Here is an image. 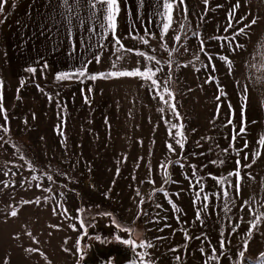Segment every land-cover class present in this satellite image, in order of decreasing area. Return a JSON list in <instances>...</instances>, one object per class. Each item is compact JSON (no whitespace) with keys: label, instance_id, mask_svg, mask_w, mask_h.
Segmentation results:
<instances>
[{"label":"rangeland","instance_id":"rangeland-1","mask_svg":"<svg viewBox=\"0 0 264 264\" xmlns=\"http://www.w3.org/2000/svg\"><path fill=\"white\" fill-rule=\"evenodd\" d=\"M20 1L7 0L0 11V94L10 129H0V264H78L76 242L84 230L75 219L61 214L63 209L71 217H77V210L82 209L79 215L89 225L87 232L94 226L116 224L133 229L137 240L154 245L147 249L152 264H205L213 247L220 255L221 239L226 247L220 264H239L236 252L242 248L248 222L260 216L259 230L253 231L245 254L246 264H254V258L264 252V146L257 143L264 138V0H239L233 28L228 32L224 31L228 13L237 0H208L207 5L204 0H184V4L173 0L172 21L163 40L162 25L167 17L159 28L148 27V35L116 30L125 49H137L160 60L159 65L148 62V66L160 68L156 76L160 92L166 86L175 95L184 126L183 149L170 137L165 123L180 121L158 96L153 98L157 94L149 90L148 82L137 77L58 81V73L75 69L54 66L49 59L38 57L33 47L17 50L14 25ZM240 17L246 19L237 24ZM254 18L257 22L246 29L248 35L237 37L243 49L233 52L214 38L230 37ZM118 22L119 14L117 26ZM177 35L179 42L174 40ZM141 37L148 40L147 45ZM201 40L204 52L200 50ZM162 44H167V50ZM205 53L212 57L214 72L211 65L205 67ZM117 55L124 57L117 62L119 70L145 67L143 57L117 52L112 39L96 55L99 63L95 57L87 66L88 73L112 70ZM220 57H228L231 67ZM209 76L214 80L205 83ZM245 88L246 133L237 136L235 148H243L245 141L248 147L237 155L230 144L233 129L238 132L242 124ZM4 123L0 113V125ZM169 143L175 152L168 150ZM258 151L261 154L253 164ZM245 152L247 161L243 159ZM237 160L252 166L241 168L240 194L236 195L234 187L229 190L227 206L231 211H226L225 198L213 195L221 192L214 177H227L237 167ZM161 164L168 165L167 183ZM192 166L196 176L203 178L204 193L209 196L199 220L196 210L202 204H193L195 191L189 180ZM229 179L235 183V177ZM161 188L168 198L158 191ZM14 209L18 214L11 217ZM71 224L77 225L76 231L69 227ZM236 224L238 230L229 235ZM182 229L191 239H185ZM84 237L80 241L82 254L87 248Z\"/></svg>","mask_w":264,"mask_h":264},{"label":"snow or ice","instance_id":"snow-or-ice-1","mask_svg":"<svg viewBox=\"0 0 264 264\" xmlns=\"http://www.w3.org/2000/svg\"><path fill=\"white\" fill-rule=\"evenodd\" d=\"M7 0H0V11H3V7H4V3H6ZM65 4L68 3V0H64ZM88 3L90 5V7L93 10H98L102 20H103V24L102 27L105 30V33H111L112 35V39H113V45L116 48L117 52H132L137 56L143 57L144 61H145V67L143 68V70L139 67L134 68L132 70H119L117 68V62L122 60L124 57L123 55H117L116 56V60L113 61L112 64V70L106 71V72H101V73H88L87 71V63H85L84 65H82L80 68L75 69L71 72H62V73H58L56 76V80L58 81H62V80H71V79H76L79 80L80 82H83V80L87 79V80H91V81H95L97 79H112V78H121V77H137L140 78L146 82L149 83V90L150 91H155L156 92V96H154L153 98H158L168 107V110L171 112V114L178 120L180 121V123L177 124H173L170 121H165V123L168 126L169 129V135L170 137L175 141V143L181 148H184V141H185V137H184V133H183V122H182V118L180 117L179 112L176 109V104H175V95L172 91H170L166 86L163 88V92H160V82L159 80L156 78L157 73L160 71V68L158 67H149L148 66V62H154L155 65H159L160 64V60L156 59L155 56L152 55H148L143 51L137 50V49H125L124 45L121 43V40L118 36H116L115 32H116V18L119 14V2L118 0H88ZM180 4H184V0H179ZM205 5H207L208 0H204ZM174 7L173 4V0H164V8L166 10L165 15L167 17L166 22L162 25V33H161V39L163 40L164 35L167 33V31L169 30L171 21H172V16H171V11ZM219 7V6H218ZM240 7L239 4V0H237V3L233 6V8L229 11L228 13V24L227 27H225L224 31L228 32L229 29L233 28V19L235 17V10L237 8ZM187 12V8L185 7V13ZM246 19V17H240L238 20H236L237 24H240L243 22V20ZM256 19L254 18L250 24H245L243 27H240L239 29H237L230 37L229 36H217L214 37L217 40L221 41V46H225L227 45L231 51L235 52L237 49H243L245 46L241 43L238 42L237 37L241 36V35H245L247 36L248 33L246 32V29L250 28L252 25L256 24ZM146 35H148L147 30L145 32ZM194 35H196L194 33ZM135 38V37H133ZM141 42L145 45L148 44V40L144 39L143 37L140 38ZM181 39V37L179 35L174 37V40L179 42ZM233 44H235V47H233ZM162 47H164L167 50V44H162ZM187 50V49H185ZM200 50L202 52H204V42L203 40H201L200 43ZM154 51V50H153ZM171 55V53H170ZM205 55H208L207 53H205ZM96 62L99 63V56H97L96 58ZM220 59L226 61L229 65V67H231V61L228 59V57H220ZM212 61V57L210 55H208V65H205V67L207 68L209 65H211L212 71H215V65L211 63ZM170 66V65H169ZM45 67H47V65H45ZM29 71L34 72L35 69H29ZM214 80V77L209 76L208 79L205 80V83H212V81ZM2 84L3 82L0 81V88H2ZM21 84H23V81L21 82ZM37 87L39 88V85H37ZM89 91H91V89H89ZM247 88L244 89V95H243V100H244V104L242 105V124L241 127L239 129V131L237 132L235 130V128L233 129V137H232V144H230V148H233L236 151V154L239 155L240 152L244 151V149H246L248 147V142L245 141L243 148L240 149H236L235 148V143H236V138L237 136H243L246 133V120L243 118V110L246 107V103H247ZM221 95H225V93H223L221 91ZM167 97V99L165 98ZM217 100L220 99V96L218 95ZM49 99H51V97H49ZM2 94H0V113L4 114V120L5 123L4 125H0V129H2L4 132H8L10 129L7 127V115H6V109L3 108V104H2ZM85 101L87 102V97H85ZM219 104L217 105V114H219ZM229 109L231 110V104H229ZM159 111L161 113H164V108H160ZM228 123L231 124L232 120L229 119ZM57 129L59 130V126H57ZM173 130H175V133L173 134ZM258 145L260 146H264V138H259L257 141ZM167 148L170 152H175V148H173V145L171 143L167 144ZM225 152L228 151V149L224 150ZM261 153L258 151L254 154V158L252 160V163H255V157L259 156ZM243 159L245 161L248 160V153L245 152L244 153V157ZM172 162L169 161L168 165H170ZM177 163H179V161H177ZM211 163H216V161H212ZM220 163H223V161H220ZM168 165L165 164H161L160 167L164 172V176H165V182H168V172H167V167ZM236 165L237 167L230 173H228L227 177H214V179L217 180L218 185L221 188V192L219 193H214L213 195L216 196H220L222 195L225 198V210L226 211H231L230 208H228V204L230 203V200L228 199L229 197V190L232 189L233 187L235 188V193L237 196H239L240 194V187H241V181L243 180V176L241 175V168H250L252 166V164H244L241 165L240 160L236 161ZM181 167H183V165H180ZM193 168V173H192V178H189L186 176V178H189L190 180V187H192L195 191V199L193 200V204L194 206L197 203L202 204V208H197L196 210V218L197 220L200 219L201 217V211L202 210H206L208 207V201H209V196L207 194L204 193V188H203V178L202 177H197L196 176V168L195 166H192ZM117 174H119V169H117ZM249 176L251 175L250 173L248 174ZM229 177H235V183L233 184V181L229 179ZM33 179H36V177H32ZM48 180H52L51 176H48ZM151 183H154V181H150ZM9 185L5 184L4 187H8ZM37 187H39V185H37ZM47 191H51V189H46ZM158 191L162 192L164 194V196L166 198H168V193L164 191L163 188L159 189ZM139 194V193H138ZM177 196L179 195V193L176 194ZM39 201L37 200V203ZM24 204H28V203H32V201H23ZM141 203H143V201H141ZM169 203L172 204V207L174 210L176 209L175 204L171 201V199H169ZM245 204H247V201L245 202ZM157 207H160L159 205H157ZM243 209V205L241 206V210ZM56 209H53L54 214L56 213ZM78 215L77 217H71L68 216L67 214V209H63L61 214H64L67 216V218L69 219H75L78 224L79 227L81 229H83V233L81 234L80 237H78L77 242H76V251L78 254H80V259H83V254H82V250L80 248V241L83 239V236L87 235V228L89 227V225H87L85 223V221L81 218V216L79 215V213H81L83 210L82 209H78ZM251 211V209H250ZM17 210H12L9 215L11 217H16L17 216ZM103 215H111L110 213H103ZM178 222H179V218L177 217ZM242 219V218H241ZM262 217L257 216L255 220L249 221V228L247 230V232L245 233L244 237H242V248L238 249V251L236 252V256L239 259V264H246V252L248 251V245L250 240L253 237V231L259 230V225L261 222ZM113 223L116 224V221L113 220ZM117 228H119L120 230L129 233V235L133 234V229L130 228H122L120 225L116 224ZM69 227H71L74 231L77 230V225L76 224H71L69 225ZM239 228V224H236L232 227L231 232L229 233V235H232L233 233H235ZM162 230V229H161ZM184 231V235H185V239L189 240L191 239V237L188 236V233L186 230ZM30 235V234H29ZM224 233L221 232V236L223 237ZM119 239V237H117ZM196 239H200V237H196ZM125 244L130 245L133 250L135 251V249H140V251H136L135 255L137 257V261H134L133 264H152V260L149 258L150 257V253L147 251V249H151L154 245L150 242V241H145L142 239H138V240H133V239H128V240H124L123 241ZM67 243V240H65V244ZM228 245H231V240L227 241ZM220 255H217V250L216 248H212L211 249V255L208 256V259L205 261V264H211L212 261H216V264H220V258L222 256L225 255V247H226V243L224 239L220 240ZM27 251L29 252H34L36 251V249H28ZM64 251L67 252L69 251V249L64 248ZM172 251H176V249H172ZM201 253L204 254V248L202 247L200 249ZM180 258L177 257V260H179ZM5 264H7V261H5ZM79 264V262H78ZM248 264H253V262H248ZM254 264H264V252H260L255 258H254Z\"/></svg>","mask_w":264,"mask_h":264},{"label":"crops","instance_id":"crops-1","mask_svg":"<svg viewBox=\"0 0 264 264\" xmlns=\"http://www.w3.org/2000/svg\"><path fill=\"white\" fill-rule=\"evenodd\" d=\"M118 2V32L144 35L148 27L159 28L166 17L164 0ZM15 18L17 50L21 46L36 48L38 57L49 59L56 67L77 69L85 63L90 65L112 40L111 33L106 34L102 27L99 11L93 10L88 0H68L67 4L64 0H21Z\"/></svg>","mask_w":264,"mask_h":264},{"label":"water","instance_id":"water-1","mask_svg":"<svg viewBox=\"0 0 264 264\" xmlns=\"http://www.w3.org/2000/svg\"><path fill=\"white\" fill-rule=\"evenodd\" d=\"M128 239L137 240L116 226H94L84 237L87 248L79 264H133L136 249L123 242Z\"/></svg>","mask_w":264,"mask_h":264}]
</instances>
